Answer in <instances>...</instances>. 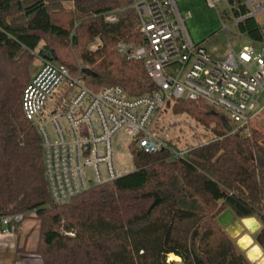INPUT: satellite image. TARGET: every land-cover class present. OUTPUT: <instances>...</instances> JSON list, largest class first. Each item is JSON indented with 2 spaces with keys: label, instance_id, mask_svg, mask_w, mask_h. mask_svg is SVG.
Wrapping results in <instances>:
<instances>
[{
  "label": "trees",
  "instance_id": "1",
  "mask_svg": "<svg viewBox=\"0 0 264 264\" xmlns=\"http://www.w3.org/2000/svg\"><path fill=\"white\" fill-rule=\"evenodd\" d=\"M131 0H0V216L34 212L40 220L37 251L43 264H247L219 222L231 210L264 223V129L231 133L223 114L204 100H176L214 139L186 158L166 150L146 154L131 144L135 171L97 185L64 203L51 201L44 151L22 109L35 50L78 74L93 90L122 86L139 96L155 89L144 62L117 46L139 43ZM118 11V22L102 15ZM260 38L254 19L241 24ZM99 40L96 50L89 45ZM38 68L36 69V71ZM255 239L264 246V230ZM169 254L180 258L169 260Z\"/></svg>",
  "mask_w": 264,
  "mask_h": 264
},
{
  "label": "built area",
  "instance_id": "2",
  "mask_svg": "<svg viewBox=\"0 0 264 264\" xmlns=\"http://www.w3.org/2000/svg\"><path fill=\"white\" fill-rule=\"evenodd\" d=\"M206 1L221 18L232 19L230 25L222 22L223 31L250 41L238 51L230 42L231 51L222 61L210 56L205 40H193L186 24L191 13L184 15L178 0H131L129 7L138 18L141 40L121 42L117 50L127 59L144 62L155 89L143 95L132 96L116 85L93 90L86 84L80 64L78 74H73L45 53L38 54L40 67L24 90L22 109L41 137L53 203L67 202L130 173L114 160L113 139L122 131L131 138L133 159L131 144L146 154L166 150L171 158H186L192 147H177L168 129L160 125L164 112L178 99L204 100L228 120L231 133L248 129L264 111V105L260 107L264 27L258 21L264 15V0ZM102 17L111 24L119 19L118 11L105 12ZM251 18L260 32L258 39H251L241 29ZM26 216H0V233H14Z\"/></svg>",
  "mask_w": 264,
  "mask_h": 264
},
{
  "label": "rangeland",
  "instance_id": "3",
  "mask_svg": "<svg viewBox=\"0 0 264 264\" xmlns=\"http://www.w3.org/2000/svg\"><path fill=\"white\" fill-rule=\"evenodd\" d=\"M178 5L184 15L189 12L191 13V17L186 20L187 28L191 37L195 42L205 40L204 46L214 60L222 61L228 56L231 51V48L229 47L230 42L233 43L234 50L236 51L248 45V39L239 38L230 31L226 32L222 30V22L230 25L232 24V19L227 17L221 18L217 9L211 8L206 0H178ZM223 7V4L220 5L221 9H223ZM258 21L262 23V27H264V15L260 16ZM99 43V40H97L96 42L91 43L89 48L91 50H96ZM41 48L48 50L51 47L49 46V48H46L45 42H42L36 48L34 52L36 59L33 61L34 63L32 66L33 74L36 72V69L40 67L41 62L38 57V52ZM262 105H264V97L261 98L260 107ZM251 124L260 126L264 129V111L259 113L252 120ZM160 125L168 129L170 138L177 147L180 148H190L214 139V136H212L210 131H208L203 125L197 123L195 119L187 114L175 113L173 110V103L164 112ZM250 131L251 127L242 132L249 133ZM130 142L131 138L123 131L114 137V160L118 167H126L128 171L133 172L136 167L129 150ZM27 215L35 216L37 218L34 212L28 213Z\"/></svg>",
  "mask_w": 264,
  "mask_h": 264
},
{
  "label": "crops",
  "instance_id": "4",
  "mask_svg": "<svg viewBox=\"0 0 264 264\" xmlns=\"http://www.w3.org/2000/svg\"><path fill=\"white\" fill-rule=\"evenodd\" d=\"M219 217L222 223L219 222L230 235V228L238 230L236 236L231 235L234 239L245 231L241 223L242 218H237L231 210H226ZM39 239V220L35 216L27 215L21 227L14 233H0V264H43V259L37 251Z\"/></svg>",
  "mask_w": 264,
  "mask_h": 264
},
{
  "label": "clouds",
  "instance_id": "5",
  "mask_svg": "<svg viewBox=\"0 0 264 264\" xmlns=\"http://www.w3.org/2000/svg\"><path fill=\"white\" fill-rule=\"evenodd\" d=\"M241 223L245 231L235 239L234 247L247 264H264V246L255 239L256 233L264 230V223L254 215L243 217Z\"/></svg>",
  "mask_w": 264,
  "mask_h": 264
},
{
  "label": "water",
  "instance_id": "6",
  "mask_svg": "<svg viewBox=\"0 0 264 264\" xmlns=\"http://www.w3.org/2000/svg\"><path fill=\"white\" fill-rule=\"evenodd\" d=\"M83 73L85 74V75H93L94 74V72L93 71H91V70H89V69H87V68H84L83 69ZM222 122H223V125L225 126V128L227 129V131H231V125L229 124V122H228V120L224 117V116H222ZM131 173V172H130ZM219 219V221H220V217L218 218ZM221 222V221H220ZM222 223V222H221ZM222 226H224L223 224H221Z\"/></svg>",
  "mask_w": 264,
  "mask_h": 264
},
{
  "label": "bare ground",
  "instance_id": "7",
  "mask_svg": "<svg viewBox=\"0 0 264 264\" xmlns=\"http://www.w3.org/2000/svg\"><path fill=\"white\" fill-rule=\"evenodd\" d=\"M229 231H230L232 236H236L237 233H238V230L234 229V228H230ZM169 259L170 260H176V261L180 260V258L178 256L174 255V254H169Z\"/></svg>",
  "mask_w": 264,
  "mask_h": 264
}]
</instances>
